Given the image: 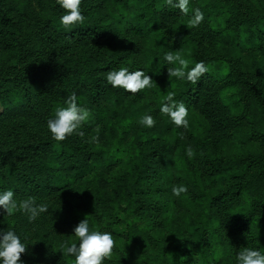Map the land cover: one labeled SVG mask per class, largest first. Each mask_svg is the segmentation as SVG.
<instances>
[{
  "label": "rangeland",
  "instance_id": "374dc122",
  "mask_svg": "<svg viewBox=\"0 0 264 264\" xmlns=\"http://www.w3.org/2000/svg\"><path fill=\"white\" fill-rule=\"evenodd\" d=\"M192 3L205 15L189 29L163 0H82L85 19L66 32L49 22L64 14L54 0H0V173L10 175L13 165L27 170L26 154L52 140L47 120L57 107L37 114V98L57 94L65 104L75 93L90 110L85 135L69 137L92 151L88 173L67 183L56 175L54 193H15L17 201L49 204L35 222L21 212L0 215V229L27 237L25 264H72L56 245L71 242L84 218L113 235L104 264H235L239 218L264 252V0ZM168 51L180 52L190 67L203 60L209 71L195 85L169 77ZM84 67L89 75L78 73ZM122 67H143L153 87L131 95L107 85V72ZM209 77L233 117L221 141L199 110V87ZM169 91L189 109L186 130L158 111ZM145 114L154 127L139 125ZM182 184L187 193L174 197L171 188Z\"/></svg>",
  "mask_w": 264,
  "mask_h": 264
},
{
  "label": "clouds",
  "instance_id": "9594fccd",
  "mask_svg": "<svg viewBox=\"0 0 264 264\" xmlns=\"http://www.w3.org/2000/svg\"><path fill=\"white\" fill-rule=\"evenodd\" d=\"M55 4L64 12L59 19L66 32L74 29L75 25L83 23L85 17L81 9L82 0H55ZM163 4L177 9L179 14L186 18L183 25L189 29L198 28L204 20V12L200 7L194 6L192 0H163ZM163 59L166 65H174L167 68L169 77H175L177 80L193 85L197 84L209 71L203 60L195 62L190 67V61L180 52L168 51L164 53ZM104 79L112 88L122 89L131 95L153 87V79L143 67L136 70H130L127 67L114 69L108 71ZM174 97L175 92L169 91L161 100L158 111L168 118L172 126L186 130L190 126L189 109L183 101H178ZM65 105L57 107L54 115L47 120V130L51 138L57 142L64 141L73 134L83 137L85 133L81 129L90 118V110L78 103L75 93L68 96ZM138 123L144 128H152L156 121L151 114H145L139 118ZM183 138L181 136V139ZM184 151L189 160L196 155L190 144ZM187 191L188 187L183 184L171 188L172 195L177 198ZM49 208L47 202L37 203L36 199L31 197L17 201L12 189L0 190V215L12 217L17 212H21L28 222L32 223L42 214L48 213ZM72 235L71 242L65 239L56 245V249L64 257L73 258L72 264H104L105 260L111 259L115 241L110 231L91 227L89 220L84 218L73 227ZM26 240L27 237H22L14 228L7 231L0 229V264H25L21 254L26 252L29 245L25 242ZM235 264H264V252L257 248L245 247L236 253Z\"/></svg>",
  "mask_w": 264,
  "mask_h": 264
},
{
  "label": "trees",
  "instance_id": "16d2710c",
  "mask_svg": "<svg viewBox=\"0 0 264 264\" xmlns=\"http://www.w3.org/2000/svg\"><path fill=\"white\" fill-rule=\"evenodd\" d=\"M55 1V0H54ZM121 2L123 0H115ZM59 14L53 13L52 18H49V22H55V27L58 29L62 25L60 24ZM244 19L252 20L249 16H244ZM148 33V32H147ZM79 63V61L77 62ZM86 73L89 75L91 71L87 68H82L78 73ZM74 74V73H73ZM72 73H69L71 76ZM62 82L66 81V78L61 77ZM200 85V107L199 110L205 117L210 133L221 141L226 137V134L233 124V117L224 107L221 101V97L217 90V84L209 77L207 80H202ZM89 84L87 93L89 95L94 94L93 85ZM59 90H55L56 93ZM67 91V89H66ZM65 104L59 102L57 94L51 95L46 94L41 98H37L32 105V109L37 114L51 113L56 107H64ZM47 147L46 150L33 148L31 155L26 154L28 158L27 170H22L17 165H13L14 170L8 173H0V190H7L14 188V193L25 192L26 194L41 195L54 193L57 190L56 177L62 180L64 179L67 183L69 180H73L78 176H83L88 173L89 157L92 155V151H87L83 143L72 141L67 138L64 141L57 142L55 140L46 141L44 143ZM40 151H44L41 153ZM70 173L71 178L67 179L66 173ZM12 179L13 184H10L9 177ZM57 175V176H56ZM8 177V178H7ZM21 181V184H18ZM65 183V184H66ZM24 184L25 190H23ZM6 187H5V186ZM14 185V187H12ZM20 186V187H19ZM237 228L233 231V248L235 252L242 251L245 247L255 248L254 237L248 233L244 234L240 224L242 221L237 219Z\"/></svg>",
  "mask_w": 264,
  "mask_h": 264
}]
</instances>
